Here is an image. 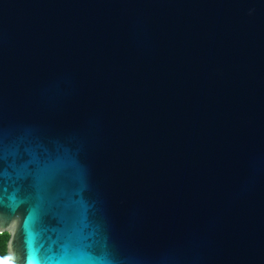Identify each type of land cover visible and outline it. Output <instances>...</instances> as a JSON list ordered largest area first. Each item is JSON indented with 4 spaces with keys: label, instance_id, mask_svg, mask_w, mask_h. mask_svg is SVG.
Returning a JSON list of instances; mask_svg holds the SVG:
<instances>
[{
    "label": "water",
    "instance_id": "1",
    "mask_svg": "<svg viewBox=\"0 0 264 264\" xmlns=\"http://www.w3.org/2000/svg\"><path fill=\"white\" fill-rule=\"evenodd\" d=\"M6 264H264V0H0Z\"/></svg>",
    "mask_w": 264,
    "mask_h": 264
},
{
    "label": "trees",
    "instance_id": "2",
    "mask_svg": "<svg viewBox=\"0 0 264 264\" xmlns=\"http://www.w3.org/2000/svg\"><path fill=\"white\" fill-rule=\"evenodd\" d=\"M7 237V233L5 231L0 232V261L3 262V264H6V255H5V240Z\"/></svg>",
    "mask_w": 264,
    "mask_h": 264
},
{
    "label": "snow or ice",
    "instance_id": "3",
    "mask_svg": "<svg viewBox=\"0 0 264 264\" xmlns=\"http://www.w3.org/2000/svg\"><path fill=\"white\" fill-rule=\"evenodd\" d=\"M0 264H3V262H2V261H0Z\"/></svg>",
    "mask_w": 264,
    "mask_h": 264
}]
</instances>
